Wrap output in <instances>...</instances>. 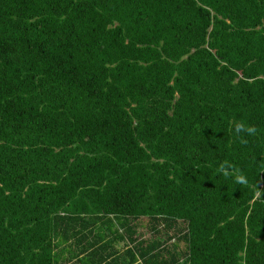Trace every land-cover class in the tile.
I'll use <instances>...</instances> for the list:
<instances>
[{
	"label": "trees",
	"instance_id": "obj_1",
	"mask_svg": "<svg viewBox=\"0 0 264 264\" xmlns=\"http://www.w3.org/2000/svg\"><path fill=\"white\" fill-rule=\"evenodd\" d=\"M262 191L264 0H0V264H264Z\"/></svg>",
	"mask_w": 264,
	"mask_h": 264
},
{
	"label": "clouds",
	"instance_id": "obj_2",
	"mask_svg": "<svg viewBox=\"0 0 264 264\" xmlns=\"http://www.w3.org/2000/svg\"><path fill=\"white\" fill-rule=\"evenodd\" d=\"M231 130L234 131L239 142L245 145L248 143L245 137L256 136L258 133V129L255 125L247 124L244 121H234ZM217 172L225 178L231 177L233 182L237 185H248L247 177L236 169L234 165L228 162L220 163ZM261 195L264 196V191L261 192Z\"/></svg>",
	"mask_w": 264,
	"mask_h": 264
}]
</instances>
